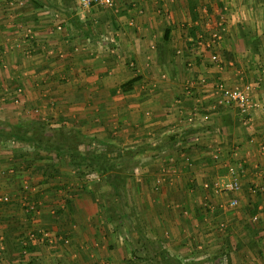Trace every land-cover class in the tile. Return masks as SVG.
Wrapping results in <instances>:
<instances>
[{
  "label": "crops",
  "instance_id": "crops-1",
  "mask_svg": "<svg viewBox=\"0 0 264 264\" xmlns=\"http://www.w3.org/2000/svg\"><path fill=\"white\" fill-rule=\"evenodd\" d=\"M262 106L264 0H0V264H264Z\"/></svg>",
  "mask_w": 264,
  "mask_h": 264
},
{
  "label": "built area",
  "instance_id": "built-area-1",
  "mask_svg": "<svg viewBox=\"0 0 264 264\" xmlns=\"http://www.w3.org/2000/svg\"><path fill=\"white\" fill-rule=\"evenodd\" d=\"M114 0H80V5L84 8H89L93 5H105L112 6ZM212 39L209 44H215L218 39L221 38L220 31L214 30L212 33ZM213 61L219 62L217 54L212 56ZM217 88L220 92V102L224 105H232L237 107V109L242 114H249L253 107L258 106L257 102L253 98L252 95V87L249 84H243L240 86L229 87L223 81H220L217 85ZM264 109V106H262ZM230 173L234 176L230 181H228L222 187L218 185V189L228 191V192H236L240 189V181L239 176L237 175L238 169L235 166H231L229 168ZM10 198L8 195H0V202H7ZM238 203L236 198H232L230 200V205L235 206ZM35 208V206H34ZM35 234H41L42 236H48V233H44L43 229L37 230ZM43 241L50 239L48 237L40 238ZM52 241V240H49ZM220 264H226L225 261H221Z\"/></svg>",
  "mask_w": 264,
  "mask_h": 264
},
{
  "label": "trees",
  "instance_id": "trees-1",
  "mask_svg": "<svg viewBox=\"0 0 264 264\" xmlns=\"http://www.w3.org/2000/svg\"><path fill=\"white\" fill-rule=\"evenodd\" d=\"M23 127H13L11 130V133L14 134L15 138L18 139L20 138L21 140H26V139H37V142L40 143L42 135L44 134V129H39L38 127H34V128H38L34 131H36V134H31L29 133V131L31 130L32 127H30V130L28 128L26 129H22ZM28 129V131H27ZM23 130V132H22ZM21 131V132H20ZM89 164L92 165L95 169L99 170V172L103 175L106 171L107 168L113 167L114 165L112 164L113 162L110 160L109 157H107V155H99V154H95L93 155L90 159H89ZM117 167V165L115 166ZM124 178L122 177V179L119 181L117 180L116 182V186L117 183L120 182V184L122 185V183L124 182ZM116 190H119L118 186L116 187ZM119 194V193H117Z\"/></svg>",
  "mask_w": 264,
  "mask_h": 264
},
{
  "label": "rangeland",
  "instance_id": "rangeland-1",
  "mask_svg": "<svg viewBox=\"0 0 264 264\" xmlns=\"http://www.w3.org/2000/svg\"><path fill=\"white\" fill-rule=\"evenodd\" d=\"M194 18L195 19H197V16H194ZM212 18H214V17H201V16H199L198 17V19L197 20H199V21H204V19L206 20V22H209V20L210 19H212ZM201 19V20H200ZM202 23V22H201ZM209 27V26H208ZM211 27V26H210ZM196 33H201L200 31L199 32H197V30H196ZM225 34V32H223L222 30L220 31V35L222 36V35H224ZM221 66H223V64H222V61H221ZM21 127H22V125H20ZM22 129H26V127H23ZM36 129H38V128H31V131H29V133H31V134H36L37 132L36 131H34V130H36ZM0 130H2V128H0ZM3 130H5V129H3ZM27 131H28V129H27ZM21 132V131H20ZM22 132H23V130H22ZM44 135V134H43ZM42 135V136H43ZM44 138H46V137H51L52 139H53V141L54 142H56V143H54V145L55 146H57V147H60V146H62L63 144H61V142H60V140H61V138L57 135V133L55 132V133H48V134H45L44 136H43ZM61 144V145H60ZM60 158H62V157H60ZM73 162H75L76 163V165H75V168L76 167H80V165H81V163H82V161H79V160H77V161H74V159H72V160H70V163L66 160V161H63V163H62V165H63V167L64 166H66V167H69V164H72ZM80 162V163H79ZM79 163V164H78ZM82 164H84V163H82ZM113 165H114V168H116L115 166L117 165L116 164V162H113L112 163ZM48 165V164H47ZM110 168H112L113 169V167H110ZM110 168H107V170H109ZM49 169V168H48ZM52 170V169H51ZM94 170L96 171V174H98V176H96L94 179H98V177H100L101 178V176H102V174L99 172V170H97V169H95L94 168ZM111 170V169H110ZM81 174H82V171L80 172ZM79 177L81 176L80 174L78 175ZM100 178L96 181L98 184H101L102 182H101V180H100ZM84 185L86 184V183H83ZM46 242H48V243H52V241H46ZM135 258V257H134ZM136 258H138L137 256H136ZM139 258H141V259H143L142 257H139ZM177 259V258H176ZM177 260H179V259H177ZM180 261V260H179ZM137 262H140V263H142L143 264V262H146L145 260H138ZM181 264H184V263H182L181 262ZM186 264V263H185Z\"/></svg>",
  "mask_w": 264,
  "mask_h": 264
}]
</instances>
